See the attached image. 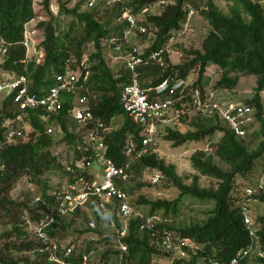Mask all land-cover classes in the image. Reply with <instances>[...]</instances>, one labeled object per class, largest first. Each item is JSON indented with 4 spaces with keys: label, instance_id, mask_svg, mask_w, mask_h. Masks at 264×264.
<instances>
[{
    "label": "trees",
    "instance_id": "trees-1",
    "mask_svg": "<svg viewBox=\"0 0 264 264\" xmlns=\"http://www.w3.org/2000/svg\"><path fill=\"white\" fill-rule=\"evenodd\" d=\"M156 1L158 0H129V4L138 13ZM167 1L160 13L147 14L146 24L149 31L153 30L155 34L147 50L161 47L168 41L172 31L182 26L186 18V2L199 9L200 14L211 25V30L203 39L200 48H181L185 53V59L181 62L166 67L147 68L143 77L151 79L144 82V86L158 84L170 75L186 78L191 71L197 69L198 77L194 85L204 89V78L210 64L215 65L221 72L215 83L216 88L233 89L238 85L241 75H257L254 94L247 100L256 107L257 121L261 124L257 148L250 149L245 137L236 136L222 125L220 119L208 120L194 115L189 119L193 129L181 131L166 126L165 139L177 146L211 137L217 130L224 133L218 140L211 142L209 151L200 149L191 155L192 166L198 174L193 175L190 183L177 172L174 163L166 162L157 153L144 156L133 167L136 172L145 168L161 170L180 189V195L171 200L141 195L136 202H130L147 215L160 214L163 218L161 227L190 236L203 245V251L199 255L189 259L172 260L170 257L171 264H188L189 261L195 263L198 258H203L207 264L206 255L230 259L250 240L239 204L243 195H236L234 190L237 187V176L251 172L257 160L264 155V0H225L228 4L227 12L214 0ZM60 2L59 14L72 16V21L69 28L62 31L57 24L58 17L49 9V0H44L49 19L40 22V26L44 28V38L38 48L43 51V59L37 62L35 59L27 60L26 47L22 43L25 25L37 15L34 0H0V36L10 43L9 53L5 61L0 63V67L18 74L26 72L31 91L44 94L55 84V76L64 71L70 57L76 56L80 59L84 53H88L90 64L87 68L91 73L89 83L98 93L93 112L107 123L112 122L117 115L123 116L121 125L106 139L109 156L122 162L126 159L124 146L127 138L132 135L139 141L141 127L125 113L120 102V89L128 80V71H114L103 54L102 39L113 31L121 30V26L117 29H112L111 26L112 21L119 16L118 10L102 9L100 6L92 10H80L81 2L74 7H68L64 0ZM90 43L93 45L91 50L88 48ZM177 45L178 42H175L172 46L174 48ZM68 108L69 102H66L62 114L56 116L66 131L60 140L45 132V124L40 119L39 112L31 113L26 129L31 136L28 141L4 145V132L0 126V217L3 211V215L7 217L6 222L12 223L11 230L0 234V264H22L19 258L12 255L35 244L32 240L23 239L25 232L20 215L28 209L34 217H39V207H29L25 201H15L9 194L21 177L28 176L33 182L43 184L42 200L52 202L53 197L48 193V182L43 176L53 168H64L54 152V145L61 141L72 143L74 140V134L68 130L63 118ZM16 109L13 96L7 97L0 108V124L3 117L12 115ZM200 174L216 179L217 186H202L199 182ZM184 195L214 201L206 219L180 226L167 222L171 213H178L179 203ZM256 198L264 202V190ZM43 211L46 212L47 209ZM256 221L258 233L264 243V213L258 215ZM139 223V219L135 217L128 220L124 241L129 245V252L124 260L128 264H151L153 255L160 251L150 244L149 234L140 230ZM49 231L53 234L52 227ZM12 236H15L14 240L10 239ZM36 260L25 264H36Z\"/></svg>",
    "mask_w": 264,
    "mask_h": 264
},
{
    "label": "built area",
    "instance_id": "built-area-1",
    "mask_svg": "<svg viewBox=\"0 0 264 264\" xmlns=\"http://www.w3.org/2000/svg\"><path fill=\"white\" fill-rule=\"evenodd\" d=\"M40 1L42 3L40 7L46 9L44 0ZM68 1L74 2L71 7L81 2L80 10L81 6L83 10H92L99 6L110 10L117 8L119 16L116 20L121 30L113 31L102 39L103 54L107 49L111 50L110 59L112 61L122 59L124 69L128 71V80L120 89V102L125 113L141 127V138L137 141L129 135L124 146L126 155L124 161L118 162L109 156L106 139L114 129L111 122H105L93 112V104L98 93L89 83L91 73L87 68L90 64L88 53H84L80 59L76 56L70 57L64 71L55 76V84L44 94L31 91L26 72L18 74L16 71H8L7 77L0 81V106L7 97L13 96L17 109L12 115L3 117L1 121L4 145L31 139L26 129L32 112L40 113L47 134L54 137L53 134L58 132L59 137L54 138L62 139L66 131L63 130L56 116L62 114L66 102H69V108L63 114V118L68 130L74 134L73 142H67L72 157L66 165L67 179L49 193L53 197L52 202L41 199L47 205L46 212L40 211V216L34 217L32 213L25 211L21 219L25 232L23 239L32 240L35 244L31 248L17 251L14 257L28 259L33 257V260L37 259L36 264H89L91 252L84 250L82 245L73 239H60L52 235L49 230L59 219L73 215L91 200L95 201L102 211L114 212L119 219L117 243L122 257L129 252V245L124 241V237L131 217L139 219V228L149 234L150 244L158 251L167 253L172 260L189 259L199 255L203 251L202 244L190 236L161 227L162 216L156 213L147 215L132 204L122 185L130 179L134 171L133 167L139 160L146 155L157 153V139L160 131L166 126L175 128L194 115H199L208 120L220 119L222 125L236 136L244 138L257 120L256 107L248 101L235 100L223 95L219 92L222 88L208 89L204 85L203 89L195 86L197 74L194 78L191 77L192 74L186 78L170 75L158 84L143 85L148 81H144L146 77H143L147 68L174 64L171 63L174 62L172 52L183 55L172 45L179 42L188 31L194 30L193 21L200 12L190 2L184 5L186 18L182 26L173 30L168 41L161 47L147 50L133 41V37L149 32L145 18L140 16L149 14L152 6L162 8L167 0H158L138 13L129 4V0ZM60 6V0H49V9L54 15L58 14ZM40 18L41 20L31 28L27 27L28 23L25 25L22 42L26 47L27 60L35 59L37 62L43 59V51L38 48L42 40L38 38L41 33L38 26L41 21L48 20L45 16ZM34 20L35 17L31 21ZM41 28L44 34V28ZM9 47L10 43L0 36L2 62L9 53ZM31 47H33L32 52H30ZM24 68L27 69L26 66ZM216 132L221 133L220 135L224 133L221 130ZM213 141L216 139L209 140L203 150L209 151ZM94 161L101 162L102 177L89 170ZM147 170L153 171L151 176L153 183L164 178V173L157 168H146ZM263 190V183L249 185L245 187L239 201L243 221L249 232V243L230 259L208 254L207 264H264V243L258 233L257 221L252 216L251 206L252 201H259L256 195ZM89 224L92 228L96 227L95 221H90ZM69 259L72 260L69 262Z\"/></svg>",
    "mask_w": 264,
    "mask_h": 264
},
{
    "label": "rangeland",
    "instance_id": "rangeland-1",
    "mask_svg": "<svg viewBox=\"0 0 264 264\" xmlns=\"http://www.w3.org/2000/svg\"><path fill=\"white\" fill-rule=\"evenodd\" d=\"M202 2V0H198ZM216 4L225 12L228 11V4L225 0H214ZM67 6L71 7L74 2H69L65 0ZM41 1L34 0V7L37 13L36 20L30 21L27 24L28 28L33 27L38 20H41V16H45L49 19V12L47 9L41 8ZM81 10L83 7L81 6ZM161 8L157 6H152L150 9V14L160 13ZM52 13V12H51ZM53 15L58 17L57 24L66 31L72 21V16H67L66 14ZM147 19V14L141 15ZM112 29L118 28V21L114 19L111 23ZM192 27L194 30L188 31V33L181 37L177 46H174L176 50L181 52L183 55L180 56L177 52H172V59L174 62L179 63L185 59V53L181 49L182 47L190 48L196 47L200 48L201 43L207 33L211 30V25L208 21L201 15H197L193 21ZM41 29L39 39L44 38L43 29L41 26H38ZM155 34L153 30H150L147 34L141 36L133 37V41L141 46L142 49L149 47L153 41ZM88 48L93 49L92 43L88 44ZM33 51V47L30 48V52ZM111 50H106L104 57L109 64V66L114 71H119L124 69L122 59L112 61L109 57ZM35 56H33L34 58ZM0 58V63H1ZM8 70L0 67V81L7 77ZM191 77L194 78L195 74L198 75V70L195 69L191 71ZM189 74V75H190ZM221 75L220 70L213 64H210L209 68L206 71L204 78V85L208 89L216 88L215 83ZM150 77H146L144 81L149 80ZM257 75H241L238 85L233 88L226 90L224 88L220 89L219 92H222L223 95L235 99L246 101L251 98L254 94V89L256 86ZM263 103H264V93ZM2 106V105H1ZM0 106V108H1ZM123 120V116L117 115L113 118L111 124L113 129L118 128ZM260 122H256L251 126L248 131V134L245 137V141L248 144L250 149H255L258 146L259 137L258 130L260 129ZM181 131H187L193 129V126L190 124L189 120L182 122L181 125L175 127ZM166 131L162 129L158 136L157 143V154L160 157H163L166 162L174 163L176 170L179 174L186 177L185 181L190 183L194 174L198 172L193 168L190 157L196 151L206 147V144L212 138L219 139L220 134L216 132L214 135L208 138H204L200 141H188L184 144L174 146L172 141L165 139L164 134ZM55 138L59 137V133L53 134ZM60 140V139H59ZM54 152L57 155L58 161L65 168L68 165L71 157V152L69 151L67 142L61 141L57 142L54 145ZM100 161H94L90 166L89 170L98 174L99 177H102V167L100 166ZM64 168H53L47 171L43 178L48 182L49 188L48 193H51L54 189L61 186L64 181L67 179V171ZM153 171H133L130 179L122 185L127 192L128 198L131 202H136V200L144 195L147 198H163V199H175L180 195V189L175 186V184L164 175L160 181L153 183L151 182V176ZM199 182L202 186L211 187L217 186V180L200 174ZM257 183L264 184V155L257 160L251 172L246 175H238L236 180V189L234 193L236 195H243L245 187L249 185H256ZM43 184H37L33 182L28 176L21 177L15 184L14 188L11 190L9 197L15 201H25L28 203L29 207H39L40 211L47 209V205L42 202L41 193H42ZM42 202V203H41ZM214 201L211 200H201L190 195H184L179 203V209L177 214H172L167 218L168 223L175 224L180 226L183 224H190L192 222H201L206 219L208 212L213 208ZM252 216L256 219L258 215L264 213V203L260 201H252ZM144 209V206H141ZM148 211V208L145 209ZM25 211H29L28 209ZM23 214L20 215V220L22 219ZM2 216L0 217V234L4 231L12 229V223H7V217L4 216V212L1 211ZM90 221H95L96 227H90ZM120 221L117 218L116 214L111 210L104 212L98 208L95 201L91 200L86 205L80 207L76 213L73 215L65 216L59 219L53 226L54 236L60 239H73L76 243H80L84 250L91 252V261L89 264H121L125 262V257L120 255L117 243V233L119 229ZM11 240L15 239V236L10 238ZM8 255V254H6ZM12 256H15L13 254ZM170 256L167 253H158L153 255L151 264H171ZM22 264L26 262H32V258L19 257ZM35 259V258H34ZM188 264H206L203 258H198L194 262Z\"/></svg>",
    "mask_w": 264,
    "mask_h": 264
},
{
    "label": "crops",
    "instance_id": "crops-1",
    "mask_svg": "<svg viewBox=\"0 0 264 264\" xmlns=\"http://www.w3.org/2000/svg\"><path fill=\"white\" fill-rule=\"evenodd\" d=\"M28 23H30V21L28 22ZM170 258V257H169ZM171 260V259H170ZM171 263H172V260H171Z\"/></svg>",
    "mask_w": 264,
    "mask_h": 264
}]
</instances>
